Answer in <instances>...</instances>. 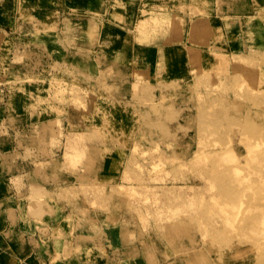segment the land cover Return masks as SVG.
<instances>
[{
    "label": "rangeland",
    "instance_id": "1",
    "mask_svg": "<svg viewBox=\"0 0 264 264\" xmlns=\"http://www.w3.org/2000/svg\"><path fill=\"white\" fill-rule=\"evenodd\" d=\"M0 264H264V0H0Z\"/></svg>",
    "mask_w": 264,
    "mask_h": 264
},
{
    "label": "bare ground",
    "instance_id": "2",
    "mask_svg": "<svg viewBox=\"0 0 264 264\" xmlns=\"http://www.w3.org/2000/svg\"><path fill=\"white\" fill-rule=\"evenodd\" d=\"M118 4L120 5V3H118ZM119 5H118V6H119ZM118 9H121V10H122L121 5H120V8L118 7ZM115 12H118V10L115 11ZM117 15H119V14H117Z\"/></svg>",
    "mask_w": 264,
    "mask_h": 264
}]
</instances>
